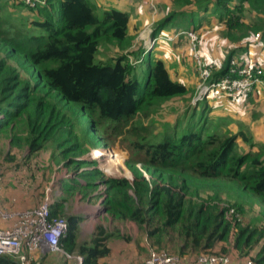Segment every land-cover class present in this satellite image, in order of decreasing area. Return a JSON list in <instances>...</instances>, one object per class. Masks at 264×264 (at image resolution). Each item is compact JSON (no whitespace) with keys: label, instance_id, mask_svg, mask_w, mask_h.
Masks as SVG:
<instances>
[{"label":"trees","instance_id":"1","mask_svg":"<svg viewBox=\"0 0 264 264\" xmlns=\"http://www.w3.org/2000/svg\"><path fill=\"white\" fill-rule=\"evenodd\" d=\"M180 1L183 6L193 3ZM195 2L203 14L197 21L194 13L189 14V31L209 24L203 16L213 6L223 39L244 43L243 53L254 44L261 43L262 48L264 0ZM94 9L90 0H46L45 5L29 8L36 18L23 15L18 21L4 16L0 0V135L11 146L25 144L29 156L51 150L65 166L72 165L73 174L64 185L67 192L88 194L81 190L98 191L103 185V194L96 195L103 198L104 214L112 223L134 222L155 250L172 252L183 263L201 254L234 250L243 261L264 264V225L241 218L244 197L264 205V154L237 153L238 135H204L202 127L160 140L141 136L133 124L139 112L187 93V86L173 80L164 62L151 54L138 75L131 73L124 56L95 62L102 41L123 45L131 37L129 12L107 7L98 15ZM169 18L155 26L153 36L161 33ZM234 56L230 52L209 81L229 74ZM239 134L250 147L254 145L247 134ZM121 135L131 152H136L126 164L131 179L103 178L100 171L88 168L91 161L79 159L99 136L108 144ZM102 155L107 158L103 168L110 174L127 159ZM136 163L143 165L146 176ZM9 172L2 173L10 178L17 174ZM22 179V175L13 178L18 180L15 183ZM58 204L51 205V217L58 212ZM65 219L63 249L82 255L83 264H103L100 259L110 254L108 242L114 234L120 236L119 228L100 224L89 240L79 242V217L72 213ZM232 229L236 230L233 242ZM0 264L20 263L0 255Z\"/></svg>","mask_w":264,"mask_h":264},{"label":"rangeland","instance_id":"2","mask_svg":"<svg viewBox=\"0 0 264 264\" xmlns=\"http://www.w3.org/2000/svg\"><path fill=\"white\" fill-rule=\"evenodd\" d=\"M130 1L135 4L129 10L134 22V34L130 35L131 38L123 45L102 41L96 52L95 62H107L114 56H124L127 63L132 67L131 73L137 74L144 69L146 55L151 54L156 59L162 56L172 78L188 84L187 93L169 100L160 101L139 112L133 124L140 134H142L141 136L146 137V139L160 140L164 136H179L188 129L197 130L198 127H202L204 135L210 133L226 136L238 135L236 139L237 153L250 151L252 153L262 152L264 154V97H259L258 99L255 94H251L247 97L240 95L238 98L225 91L212 89L211 91H205L202 98L198 100L201 87L206 85L213 74L223 68L230 52H233L235 56L229 68L238 69L244 64H256L262 68V78L264 79V56H262L264 51H259L261 52L259 56L254 55L251 57L248 52L243 53L244 43H230L223 39L221 37L222 26L216 23L213 6L203 16L205 23L209 24L202 29L192 32L196 36V41L192 43L188 34L191 31L188 29L189 25L186 24L187 19L185 15L186 13L188 15L189 11L194 8V12L196 13L194 17L195 21H197V16L203 14L202 8L196 5L197 2L195 0H192L193 3L185 6L182 5L180 0H146L144 4L143 0ZM90 3H92L98 15H101V9L107 8L97 0H90ZM2 4L5 17L12 15L20 21L23 15L29 18H36L37 16L34 10H29L20 1L2 0ZM140 6H142L141 10L144 8L145 10L148 9L150 14L146 24L139 30L136 28V19H139L140 15H144V13L141 12L140 14L139 12ZM176 11H182V14H174ZM145 14H147L146 11ZM169 15H171L169 19H172L173 23L171 26H165L161 33L156 35L160 36L156 38L155 43L150 44L148 40L155 37L152 35L155 26ZM171 36L175 37L174 41L166 39V37ZM164 44L171 47V50L167 53L161 51L159 48ZM260 45L254 44L252 47H256L257 50H264V43L262 44V48H260ZM194 52L203 63L210 66L208 80L203 85H201L202 81L197 70V57H194ZM240 132L247 134L254 145L250 147L248 143L244 142L241 134H239ZM96 151L105 155L112 154L115 158H124V160L127 158L125 165L121 166L117 164L113 174L107 173L103 168V165L107 162V158L102 154L98 155ZM135 153L134 151L131 152L128 147V140L123 135L110 139L108 144H105V141L99 136L95 146L91 147L87 145L79 159L91 161L87 165L88 168L97 169L103 175V178L124 177L131 179L132 175L126 164L130 156L135 157ZM62 162L61 158L57 157L56 154L53 155L51 150L43 151L35 156H29V150L25 144L11 146L8 140L3 135H0V173L13 171L17 172L15 177L17 175H22L23 177L19 183H15L18 181L13 180L15 177L10 179L8 192L12 193L11 197L15 198V200L6 199L9 202V204H6V200H2L1 197V200L6 204L3 202L4 206L12 211H23L34 208L45 200L52 202V204L56 201L59 204L58 212L55 216L65 218L66 215L72 214L75 208L81 207L82 201L79 196L82 194L78 192L80 195H76L77 192L75 191L67 192L61 189V178H63L62 182L64 185L66 177L68 178L70 171L74 168L72 165H69V171L63 169L66 166ZM136 166L146 176L143 165L136 163ZM60 169L63 171L61 174ZM81 191L88 193H83L84 199H86V196L96 193L97 189ZM228 193L226 191L225 194ZM92 198L95 202L99 200V207L102 210L103 208L100 205L103 198L100 195H92ZM228 200L231 199L228 198ZM243 201L245 203L244 215L241 217L243 221H251L258 226L264 225V205L250 196L244 197ZM87 210L89 211L90 209L87 208ZM1 223L7 222L0 220V227L9 224L2 225ZM100 224L106 226L108 229L113 230L114 227H117L120 230V236L114 234L109 240L111 249L109 260L111 263L117 260L120 255L118 251L121 249L124 250L126 248L127 250L137 246L141 248L146 257L152 250H155L151 247L150 242L140 240L142 239L141 235L137 232V227L136 230L134 228L136 225L132 223H119L117 221L112 223L103 211L96 214V216L87 214L79 220L80 228L77 229L78 241L89 240L95 232L96 227ZM235 232L236 230L232 229L231 242H233ZM124 237L129 240L132 238V241L125 240ZM123 240L124 244H122ZM167 252L175 255L172 252ZM226 254L235 259L236 257L240 260L244 259L239 252L234 250ZM74 255H78V253H74ZM50 256L52 257L51 264H78L74 257L67 258L65 250L62 248L57 252H48L46 255V258L49 257L46 259L47 262L51 259ZM53 258L56 259L53 260Z\"/></svg>","mask_w":264,"mask_h":264},{"label":"built area","instance_id":"3","mask_svg":"<svg viewBox=\"0 0 264 264\" xmlns=\"http://www.w3.org/2000/svg\"><path fill=\"white\" fill-rule=\"evenodd\" d=\"M29 8L39 5H45L46 0H17ZM130 1V0H125ZM191 42L196 41L194 33H188ZM160 36V35H159ZM148 40L154 44L156 38ZM258 38V34L255 35ZM167 40H174L175 37H166ZM194 57L196 53L194 52ZM197 70L201 78V85L208 80L210 66L203 63L197 57ZM264 87L262 78V68L259 65L244 64L238 69L231 68L229 74L216 81H207L206 85L201 87L198 100L202 98L205 91L212 89L225 91L229 94L239 97H247L255 89ZM5 181V175L0 173V192ZM105 187L99 186L96 193L103 194ZM52 202L42 201L36 207L25 209L23 211H12L6 208L0 195V220L9 223L0 227V255H8L16 259L20 264H41L40 258L47 252L60 251L61 239L66 235L67 222L64 217L50 216V207ZM232 213V210L229 212ZM61 247V248H60ZM64 250V249H63ZM39 253V256L36 255ZM67 258L74 257L78 264H83L82 255H74L65 250ZM143 264H253L250 259L237 261L227 254H201L194 261L184 262L177 255H172L166 250H152L145 258Z\"/></svg>","mask_w":264,"mask_h":264},{"label":"crops","instance_id":"4","mask_svg":"<svg viewBox=\"0 0 264 264\" xmlns=\"http://www.w3.org/2000/svg\"><path fill=\"white\" fill-rule=\"evenodd\" d=\"M97 1H99L102 5H104V7H113V8H116V9H120V10H125V11H127V12H129V14H130V8L131 7H133V6H135V4H133L131 1H125V0H97ZM106 1V2H105ZM146 2V0H143V4ZM141 7L142 6H140L139 7V12H140V14H141V12L142 13H144V15H140L139 17V19H136V23H137V29H141V27H143L145 24H146V22H147V20L149 19V14H150V12L148 11V9L147 10H145V8L143 9V10H141ZM145 7L147 8V6H146V4H145ZM194 8L193 9H191L190 11H189V13H188V15H187V13H186V15H185V17L187 18V17H189V14L190 13H194V15H195V12H194ZM145 11H146V13L148 14H145ZM181 12V14H182V11H180ZM180 14V13H179ZM184 19V18H183ZM173 23V20L171 19L170 20V22L167 24L168 26H171V24ZM186 24H188L189 25V20H188V18H187V23ZM166 25V26H167ZM134 22L132 21V16L130 15V20H129V22H128V34L129 35H132V34H134ZM160 49H161V51H164L165 53H167L169 50H171V47L169 46V45H161L160 47H159ZM259 51H264V50H262V49H259V50H257L256 49V47H251L250 48V50H249V52H248V54L252 57V56H254V55H257V56H259L260 55V53L261 52H259ZM262 56H264V53H262ZM158 59H160V60H162L163 61V57L161 56V57H158ZM249 59H251V58H249ZM164 62V61H163ZM164 64H165V62H164ZM174 65H175V63H174ZM165 66H166V68L168 69V67H167V65L165 64ZM176 66V65H175ZM143 70H141L139 73H141ZM169 72V71H168ZM139 73H137V75L139 74ZM136 74V73H135ZM169 74H170V72H169ZM170 77L172 78V76H171V74H170ZM173 79V78H172ZM173 80H175V79H173ZM177 81H179V80H177ZM179 82H181V81H179ZM184 83V82H183ZM186 86H187V89H188V84H186V83H184ZM252 94H255V96L259 99V97H264V87H259L258 88V91H253L252 92ZM251 95V94H250ZM249 96V95H248ZM239 98V97H238ZM237 97H236V99H238ZM260 98V99H261ZM264 100V99H263ZM63 169H67L68 171H69V167L68 166H66L65 168H63ZM61 171H60V174L63 172L62 171V169H60ZM73 171H74V168L72 169V171H70V173H69V176H71L72 174H73ZM68 176V177H69ZM10 177L8 176V174H6V176H5V181H4V184H3V187H2V190H1V192H0V195H1V197H2V200H6V199H8V200H11V199H14L15 200V198H12L11 197V194L12 193H10V192H8V188H9V184H10ZM62 179L63 178H61V189H63V190H65V187H64V185H63V182H62ZM68 178L66 177V180H67ZM99 181L97 180L96 181V183H98ZM82 194V193H81ZM76 195H80V194H78V192L76 193ZM92 195H96V193H94V194H92ZM92 195H88V196H86V199H84V196H83V194L82 195H80L79 197H80V200L82 201V204L80 205L81 207H77V208H75L74 210H73V214H75V215H77L78 217H79V219H81L83 216H85V215H91V216H96V214H99V212H101L102 210H101V208L99 207V200H97L96 202L95 201H93V198H92ZM8 196H9V198H8ZM82 196V197H81ZM56 199V198H55ZM2 202H4V201H2ZM56 202V201H55ZM4 204H5V202H4ZM6 204H9V202L6 200ZM5 204V205H6ZM87 208H89L90 210L88 211L87 210ZM87 212H89V213H87ZM104 213V212H103ZM127 223H132V224H134V225H136L134 222H132V221H126V222H124V224H127ZM2 225H6L7 223H1ZM136 227H137V229H138V233L141 235V238L142 239H140V240H144L145 241V238H144V236L142 235V233L139 231V228H138V226L136 225V226H134V228H135V230H136ZM80 228V227H79ZM138 234V235H139ZM130 237H132V236H130ZM133 238V237H132ZM132 238H130V240L129 241H132ZM122 244H124V240H123V242H122ZM108 246H109V242H108ZM109 248H110V246H109ZM126 248L123 250V249H121V250H119L118 252H120V255L118 256V258H117V260L114 262V263H111V261L109 260V256H110V254H111V249H110V254L107 256V257H105V258H102V259H100V262L101 263H103V264H143V262H144V260H145V258H146V256H145V253H143V251L141 250V248L140 247H137V246H135V248L133 247L132 249H127L126 251ZM125 251V252H124ZM124 252V253H123ZM48 254V252L47 253H45L41 258H40V261H41V264H51L52 262V257H51V259L50 260H48V262L46 261V259H48V258H46V255ZM36 255L37 256H39V253H36ZM232 257V256H231ZM54 259H56V258H53V260ZM232 259H234V260H237V261H239V262H241V261H243V260H240V259H238L237 257H236V259L235 258H233L232 257Z\"/></svg>","mask_w":264,"mask_h":264},{"label":"water","instance_id":"5","mask_svg":"<svg viewBox=\"0 0 264 264\" xmlns=\"http://www.w3.org/2000/svg\"><path fill=\"white\" fill-rule=\"evenodd\" d=\"M102 211L104 212V209H102Z\"/></svg>","mask_w":264,"mask_h":264}]
</instances>
